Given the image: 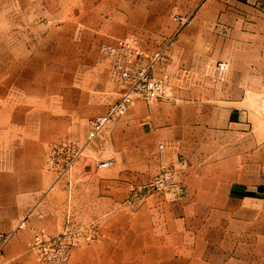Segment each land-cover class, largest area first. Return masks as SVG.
Masks as SVG:
<instances>
[{"label":"crops","instance_id":"obj_1","mask_svg":"<svg viewBox=\"0 0 264 264\" xmlns=\"http://www.w3.org/2000/svg\"><path fill=\"white\" fill-rule=\"evenodd\" d=\"M77 1L85 5L78 9L76 26L86 25V36L73 44L77 58L99 42L129 32L139 35L149 50L171 38L157 65L170 77V119L155 135L163 150L170 151L175 185L164 225H156L158 218L138 215L136 220L146 221L147 227L134 225L122 245L107 247L90 260H72L91 245L76 247L67 264H264V0ZM175 14L187 15L189 23L180 27L172 19ZM217 63L225 66L221 79ZM157 67L155 74L163 75L156 73ZM192 78L200 79L197 86L190 84ZM181 79L186 84L179 85ZM131 122L113 120L97 138L113 147L98 160L110 158L113 165L99 168L102 193L95 191L94 180L87 181L93 188L86 198L101 206L103 215L123 199L128 180L141 165L125 162L131 155L121 147ZM79 172L86 174L76 169L69 197H42L45 207L55 206V214L43 219L31 215L28 226L43 223L52 232L60 229L67 205L79 197ZM46 175L29 167L0 169V220L5 219V227L38 200L39 194L32 204L31 191L52 185ZM113 217L106 218L104 229L119 236L124 215ZM29 257L21 245L0 250V264H48Z\"/></svg>","mask_w":264,"mask_h":264},{"label":"rangeland","instance_id":"obj_2","mask_svg":"<svg viewBox=\"0 0 264 264\" xmlns=\"http://www.w3.org/2000/svg\"><path fill=\"white\" fill-rule=\"evenodd\" d=\"M96 3L102 5V0ZM84 5L82 3L79 6L77 0H0V169L29 167L30 170L39 171L41 176L49 175L51 184L54 175L46 170V155L51 153L55 166L59 167V144L62 141H74L82 146L88 134V130L87 133L84 132V128L87 129V117L103 112L109 103L119 97L122 86L111 76L109 64L99 51L102 41L88 51V54L85 53L87 55L82 57L83 52H80L81 59L72 56L77 54L73 44L78 38L86 36L82 35L86 31V25L80 23L76 26L78 9ZM72 21L75 26L71 25ZM116 37L109 38L106 42H111ZM165 57L164 55L158 66ZM159 69L157 67L156 73L167 75ZM167 77V98L151 104L135 101L124 116L114 119V122L133 120V124L126 127L127 136L122 138L121 147H125L131 155L125 162L140 161L141 165L137 166L138 173L131 175L128 180L123 199L111 206L104 215V210H99L102 209L101 206H93L92 200L86 198V192L93 187L95 191L103 192L101 176L98 174L100 169L94 167V163L99 158L107 157V150L113 147L97 140L101 132L76 162L75 169L85 172L86 167H90L91 171L85 172L86 174L79 172L82 182L79 197L74 204L70 203L66 207L69 209L70 220L73 224L92 221L101 235L77 246L83 248L91 245L87 251L82 249L74 254L72 260H90L95 255L102 256L107 247L122 245L129 232L134 230V225L147 227L146 221L138 220L140 218L136 220L138 215H149L148 218L154 217L155 220L158 218L156 225L165 224L164 216L170 213V188L159 190L140 186L149 181L160 165L171 168L170 151L158 148L161 139L155 135L156 130L164 129L170 119V77ZM184 80H178L179 85L186 84ZM199 82V78H192L190 84L197 86ZM135 146L139 150L135 151ZM90 180H94L93 187L87 185ZM64 193L68 196V191L61 182L30 192L32 204L37 194L49 201L51 197H64ZM2 207L4 206L1 205L0 208ZM54 207L46 206L55 210ZM95 208L96 213H92ZM28 210L16 217L9 227L3 225V222L6 223L5 219L0 220V231L10 234L3 244L0 243V250L6 249L9 244L21 245L24 253L30 255L29 259L38 260L35 252L26 245L37 226H28L29 217H37L35 212L25 219L24 226L17 227ZM119 214L124 217L121 222L123 230L118 236L104 228L107 217L113 219L115 215V218H119ZM46 217L48 216L44 218ZM46 229L52 232L47 226ZM23 230L25 233L22 238L15 239ZM102 230L105 235H102ZM164 236L170 242V236ZM129 257L128 259L133 258Z\"/></svg>","mask_w":264,"mask_h":264},{"label":"built area","instance_id":"obj_3","mask_svg":"<svg viewBox=\"0 0 264 264\" xmlns=\"http://www.w3.org/2000/svg\"><path fill=\"white\" fill-rule=\"evenodd\" d=\"M172 19L180 27L188 24L190 20L187 15L181 14L173 15ZM170 41L171 38L164 39L153 50H149L142 44L138 35L130 32L99 46L100 53L109 64L111 76L121 84L122 91L119 97L113 103H110L103 113L87 117L85 122L88 127V134L82 146L77 145L74 141H62L59 144V147H57V153L59 154L57 161L61 163L59 167L55 166L51 153L46 155V170L54 175L52 184L61 182L63 188L69 192L75 182L76 162L85 148L90 145L98 134L107 128L112 120L124 116L135 101L151 104L168 97L166 93L168 87L167 75L157 76L154 71L168 50ZM216 70L218 73L217 78L221 79L225 71L224 64L217 63ZM158 148L164 149L165 145L160 142ZM112 165L113 160L110 158L97 160L94 163L96 168ZM174 185L172 169L160 166L149 181L141 185L140 188L148 187L162 190ZM130 188H133V186H130ZM32 212H35L40 219L55 214L54 209H48L44 206L41 196L28 210L21 222L17 224V227L24 226L25 219ZM9 235L0 231V243L3 244L9 238ZM99 235L101 233L94 222L73 224L68 213L60 229L56 232H49L44 224L37 225L26 245L35 252L38 260L52 264H65L75 247L93 241Z\"/></svg>","mask_w":264,"mask_h":264}]
</instances>
